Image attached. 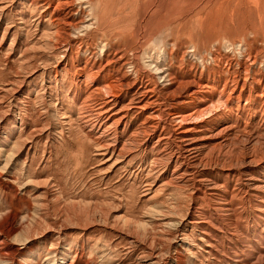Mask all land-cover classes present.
Listing matches in <instances>:
<instances>
[{"label": "rangeland", "instance_id": "1", "mask_svg": "<svg viewBox=\"0 0 264 264\" xmlns=\"http://www.w3.org/2000/svg\"><path fill=\"white\" fill-rule=\"evenodd\" d=\"M263 253L264 0H0V264Z\"/></svg>", "mask_w": 264, "mask_h": 264}, {"label": "bare ground", "instance_id": "2", "mask_svg": "<svg viewBox=\"0 0 264 264\" xmlns=\"http://www.w3.org/2000/svg\"><path fill=\"white\" fill-rule=\"evenodd\" d=\"M65 7V6H64ZM55 9V8H54ZM68 14V13H67ZM67 17V16H66ZM65 17V18H66ZM64 18V17H63ZM57 19H59V18H57ZM85 20V19H84ZM66 21V20H65ZM64 22V21H63ZM58 23V22H57ZM71 23V22H70ZM62 27V26H61ZM64 28V27H63ZM66 28V27H65ZM78 28V27H77ZM69 29V28H68ZM67 29V30H68ZM64 31V30H63ZM73 32V31H72ZM58 33V32H57ZM62 35V34H61ZM136 60V59H135ZM150 66V65H149ZM231 66V65H230ZM229 66V67H230ZM155 68V67H154ZM236 68V67H235ZM162 69V68H161ZM160 69V70H161ZM156 71H159V68L157 67V69H156ZM117 72H121V70L119 69V70H117ZM166 73V72H165ZM165 73H164V75H165ZM170 74V73H169ZM167 75V74H166ZM122 77V79L126 82V86L125 87H130V86H132L129 82H128V79H127V77L125 76V74L123 75V76H121ZM162 77H164V76H162ZM167 78V77H166ZM177 80V79H176ZM175 81V80H174ZM244 81V80H243ZM243 83V82H242ZM123 84V83H122ZM196 84V83H195ZM198 84V83H197ZM232 84V83H231ZM188 86V85H187ZM196 86V85H195ZM120 87V86H119ZM163 87V86H162ZM176 87V86H175ZM182 84H178V89H182ZM194 87V86H193ZM120 89V88H119ZM197 89V88H196ZM144 90H146V89H144ZM150 90V89H149ZM241 90V89H240ZM138 92V91H137ZM152 92V91H151ZM141 93V92H140ZM175 94V93H174ZM147 96V95H146ZM189 96V95H188ZM149 97V96H148ZM134 98V97H133ZM149 99V98H148ZM87 102V101H86ZM85 102V103H86ZM131 103V102H130ZM133 103V102H132ZM81 106V105H80ZM85 106V105H84ZM97 108V107H96ZM142 108V107H141ZM137 109H138V107H137ZM81 111V110H80ZM89 111V110H88ZM87 111V112H88ZM91 111V110H90ZM89 111V112H90ZM109 111H110V109H106V107H104V105L103 106H101L100 108H99V113H97L96 115H95V117H96V122H100V124H103V128H102V130L101 129H97V131H100L99 132V134H98V137H100V136H104V135H106L107 134V131H109L108 130V127H110L109 125L112 123V115H108L109 114ZM83 113V112H82ZM85 113H86V111H85ZM80 114V113H79ZM88 114V113H87ZM114 115V117H118L117 116V114H116V116H115V114H113ZM124 115V114H123ZM84 116V115H83ZM82 116V117H83ZM91 116V115H90ZM125 116V115H124ZM94 117V116H93ZM120 117H121V115H120ZM89 118V117H88ZM93 119V118H92ZM122 119L121 118H117L116 120H115V122L113 123L114 125H117V124H119V122L121 121ZM88 121V120H87ZM89 122V121H88ZM108 123V124H107ZM100 124L97 126V127H95V128H92V129H95L96 130V128H98L99 126H100ZM153 126V125H152ZM151 126V127H152ZM90 128H91V126H90ZM154 128V127H153ZM139 129V128H138ZM190 130H192V129H190ZM138 131H141L142 132V134H144L145 136H147L146 137V141H144V143L145 144H147V142H148V132H150L151 133V131H152V129L150 128V127H144V128H141V129H139ZM154 131V130H153ZM194 131V130H193ZM91 132V131H90ZM111 132V131H110ZM190 131H182V132H180L179 133V135L183 138V142H184V144H186V148L188 149V152L189 153H191L190 151H197V150H199L200 151V149H202V145H203V143H199L200 141H198V138L197 137H195V135H193V134H190L189 133ZM200 132V131H199ZM135 133V135L133 134L132 135V138L133 137H136V134H139V133H136V132H134ZM112 134H113V132H112ZM115 134V133H114ZM154 134V133H153ZM216 134V133H215ZM144 135H142L143 137H145ZM159 136V135H158ZM205 136V135H204ZM110 137H112V139L110 138ZM142 137V138H143ZM206 137V136H205ZM210 137V136H209ZM108 140H107V142L105 143V145H104V147L106 148V150H111L112 152H115L116 151V145H117V140L116 139H114L115 137H113L112 135H109V136H107L106 137ZM152 138V137H151ZM158 138V137H157ZM202 138H204V137H202ZM216 138V137H215ZM134 139V138H133ZM162 139V138H161ZM140 140V139H139ZM143 141V140H142ZM180 141V140H179ZM126 142V141H125ZM131 142V141H130ZM156 142H158L157 144H156V146H154V147H158V145H159V140L158 141H156ZM134 144V143H133ZM143 144V143H142ZM223 144V143H222ZM228 144V143H227ZM119 145V144H118ZM122 145H124V143L122 144ZM121 145V146H122ZM132 145V144H131ZM178 145V144H177ZM147 146V145H146ZM224 146V145H223ZM180 147H181V145H180ZM179 147V148H180ZM130 148V147H129ZM212 148H214V147H212ZM220 148H221V146H220ZM181 149V148H180ZM183 149V148H182ZM207 149V148H206ZM123 150H124V147L122 148V149H120V151H119V153L117 152V154L120 156L121 154H122V152H123ZM208 150V149H207ZM209 151V150H208ZM170 152V151H169ZM183 152V151H182ZM213 152H215V151H213ZM203 153H204V151H203ZM167 154V153H166ZM201 154V153H200ZM183 155V154H182ZM193 155V154H192ZM206 155V154H205ZM171 156V155H170ZM179 156H180V154H179ZM186 156V155H185ZM191 158V157H190ZM233 158V157H232ZM176 161V160H175ZM192 161V160H191ZM190 161V162H191ZM199 161V160H198ZM201 161V160H200ZM199 161V162H200ZM235 161V160H234ZM252 161V160H251ZM186 162V161H185ZM198 162V163H199ZM254 163V162H253ZM192 164V163H191ZM183 165V164H182ZM177 167H179V165H177ZM178 169V168H177ZM187 169V168H186ZM185 169V170H186ZM184 170V171H185ZM177 173V172H176ZM185 175V174H184ZM252 178V177H251ZM171 180V179H170ZM255 186V185H254ZM253 190V189H252ZM199 191V190H198ZM257 198V197H256ZM228 209V208H227ZM252 251V253H251V255H254L255 254V252L253 251V250H251ZM264 254V253H263ZM259 256H262V255H259Z\"/></svg>", "mask_w": 264, "mask_h": 264}]
</instances>
